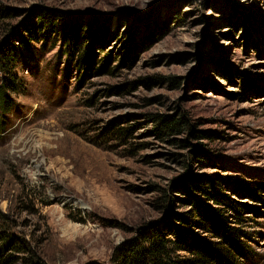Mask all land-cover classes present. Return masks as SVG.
Segmentation results:
<instances>
[{
  "label": "rangeland",
  "instance_id": "1",
  "mask_svg": "<svg viewBox=\"0 0 264 264\" xmlns=\"http://www.w3.org/2000/svg\"><path fill=\"white\" fill-rule=\"evenodd\" d=\"M0 3L12 10L0 40L36 11L85 38L73 62L61 30L20 57L25 89L0 130V218L39 264H112L154 222L185 229L172 216L190 211L189 198L171 190L190 175L253 209L240 225L200 196L246 233L247 255L234 264H264V193L242 196L264 186V0ZM162 117H185L212 138L173 135ZM172 193L168 217L162 199Z\"/></svg>",
  "mask_w": 264,
  "mask_h": 264
},
{
  "label": "trees",
  "instance_id": "2",
  "mask_svg": "<svg viewBox=\"0 0 264 264\" xmlns=\"http://www.w3.org/2000/svg\"><path fill=\"white\" fill-rule=\"evenodd\" d=\"M11 12L12 10L3 8L0 3V21L11 19ZM63 23L61 15L36 11L25 21L4 27L6 34L0 40V130L5 132L8 128L7 116L16 108L14 95L25 89L22 79L15 73L16 63L23 54H26L27 60L33 58L34 44L47 41L50 34L60 30L65 36V52L69 62H73L82 50L85 38H82L81 33L70 32L69 29L62 30L60 26ZM77 66L85 71L84 81L90 71L84 56L80 57ZM158 122L173 135L188 130V134L194 138H212L209 132L196 134L190 121L185 117L180 119L162 117ZM184 143L187 145L188 141ZM199 146L201 148L198 152L202 154L203 145ZM209 182L211 181L191 175L182 184L181 181L173 182L171 191L188 196L189 200L182 202L191 207L190 211L186 215L172 216L170 211L173 193L165 194L162 201L166 211L169 210L168 217L170 215L174 217L173 220L184 225L185 229L169 222L168 219L154 222L127 244L116 248L112 264H234L241 261L247 255V246L243 241L246 233L238 227L230 226V221L220 209L204 205L200 196L204 197L206 202L213 201L227 207L236 214L230 218L240 225L244 222L242 212H253V209L237 203L211 187L208 190L206 184ZM251 186L256 191L251 189L246 193L242 191V196L263 202L260 194L264 193V186L260 184ZM4 218V216L0 218V264H39L35 252L27 247L25 242L20 243L19 239L5 228L7 221ZM198 229L204 234L209 233L210 238L199 234Z\"/></svg>",
  "mask_w": 264,
  "mask_h": 264
}]
</instances>
